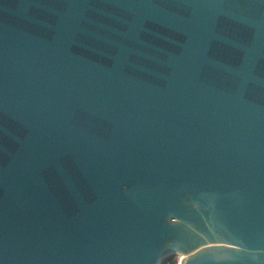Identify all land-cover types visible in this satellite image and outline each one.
<instances>
[{
  "label": "water",
  "instance_id": "obj_1",
  "mask_svg": "<svg viewBox=\"0 0 264 264\" xmlns=\"http://www.w3.org/2000/svg\"><path fill=\"white\" fill-rule=\"evenodd\" d=\"M177 250L264 264V0H0V264Z\"/></svg>",
  "mask_w": 264,
  "mask_h": 264
},
{
  "label": "trees",
  "instance_id": "obj_2",
  "mask_svg": "<svg viewBox=\"0 0 264 264\" xmlns=\"http://www.w3.org/2000/svg\"><path fill=\"white\" fill-rule=\"evenodd\" d=\"M177 262V256L175 254L169 255L165 257L161 264H176Z\"/></svg>",
  "mask_w": 264,
  "mask_h": 264
},
{
  "label": "rangeland",
  "instance_id": "obj_3",
  "mask_svg": "<svg viewBox=\"0 0 264 264\" xmlns=\"http://www.w3.org/2000/svg\"><path fill=\"white\" fill-rule=\"evenodd\" d=\"M190 251H193V250H190ZM176 254H177V261H181V258L182 257H185V256L188 255L187 252L183 253V252H180L178 250H177V253ZM180 255H181V257H180Z\"/></svg>",
  "mask_w": 264,
  "mask_h": 264
},
{
  "label": "flooded vegetation",
  "instance_id": "obj_4",
  "mask_svg": "<svg viewBox=\"0 0 264 264\" xmlns=\"http://www.w3.org/2000/svg\"><path fill=\"white\" fill-rule=\"evenodd\" d=\"M192 244V243H191ZM189 244V245H191ZM177 256V254H175ZM182 261H177L176 264H180Z\"/></svg>",
  "mask_w": 264,
  "mask_h": 264
},
{
  "label": "bare ground",
  "instance_id": "obj_5",
  "mask_svg": "<svg viewBox=\"0 0 264 264\" xmlns=\"http://www.w3.org/2000/svg\"><path fill=\"white\" fill-rule=\"evenodd\" d=\"M180 257H181V255H180ZM182 258H183V257H182ZM182 258H181V259H182Z\"/></svg>",
  "mask_w": 264,
  "mask_h": 264
}]
</instances>
